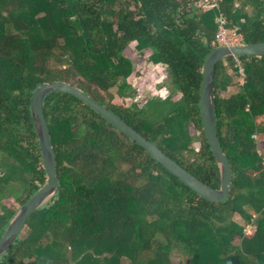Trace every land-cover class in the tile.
Instances as JSON below:
<instances>
[{"label": "trees", "instance_id": "1", "mask_svg": "<svg viewBox=\"0 0 264 264\" xmlns=\"http://www.w3.org/2000/svg\"><path fill=\"white\" fill-rule=\"evenodd\" d=\"M220 15L243 43L264 41V0H218L211 9L198 0H0V238L47 180L31 110L43 82L77 86L201 181L220 186L199 106ZM132 42L169 73L172 92L163 98L171 107L157 119L148 115L150 102L125 103L138 92L126 55ZM214 94L233 172L231 194L218 202L75 96L50 93L44 113L60 188L0 264H175L174 249L188 264H264V55L221 59ZM12 198L18 206L7 203Z\"/></svg>", "mask_w": 264, "mask_h": 264}, {"label": "water", "instance_id": "2", "mask_svg": "<svg viewBox=\"0 0 264 264\" xmlns=\"http://www.w3.org/2000/svg\"><path fill=\"white\" fill-rule=\"evenodd\" d=\"M229 55H264V41L238 45H217L208 54L203 65L199 99L200 115L206 138L220 168L221 184L219 187H213L201 181L118 114L100 104L77 86L65 81L39 83L31 99V110L47 180L11 218L4 235L0 238V257L6 254L17 241L26 226L28 218L48 203L60 188L58 162L51 131L44 113L45 98L53 92L71 94L81 100L109 124L136 142L180 181L207 200L218 202L227 199L231 194L233 172L230 159L223 149L217 130L214 87L216 64Z\"/></svg>", "mask_w": 264, "mask_h": 264}, {"label": "rangeland", "instance_id": "3", "mask_svg": "<svg viewBox=\"0 0 264 264\" xmlns=\"http://www.w3.org/2000/svg\"><path fill=\"white\" fill-rule=\"evenodd\" d=\"M126 55L134 62L135 72L131 75L130 81L137 86L138 92L134 101L127 99L125 103L126 105H130L132 102H135L138 107L144 108L150 102L148 115H150L149 117L152 119H157L161 111H165L171 107V101L164 99L172 92V85H170L169 73L166 66L151 63L149 60L150 51H146L145 53L138 52L136 49V42L130 44L126 51ZM242 80L243 78L240 77L241 83ZM239 86L240 84L231 86L227 93L237 92ZM178 96L179 94L175 93L173 98L176 99ZM115 102H118V99H115ZM119 102L122 103L123 101L120 100ZM258 146L261 154L264 156V140H258ZM7 203L18 206L14 198L10 201L7 200ZM1 212L2 208L0 207V213ZM235 219L240 223H244L239 215H235ZM254 229V226H247L246 228L247 232H252ZM172 257L175 264H178L183 259L185 260V264H188L187 260L178 249H174Z\"/></svg>", "mask_w": 264, "mask_h": 264}, {"label": "built area", "instance_id": "4", "mask_svg": "<svg viewBox=\"0 0 264 264\" xmlns=\"http://www.w3.org/2000/svg\"><path fill=\"white\" fill-rule=\"evenodd\" d=\"M198 4L202 9H211L217 7L218 0H198ZM215 40L218 45H237L242 43L241 35L235 29L226 26L222 15L219 17Z\"/></svg>", "mask_w": 264, "mask_h": 264}, {"label": "bare ground", "instance_id": "5", "mask_svg": "<svg viewBox=\"0 0 264 264\" xmlns=\"http://www.w3.org/2000/svg\"><path fill=\"white\" fill-rule=\"evenodd\" d=\"M241 44H243V42H242ZM237 45H238V44H237Z\"/></svg>", "mask_w": 264, "mask_h": 264}, {"label": "crops", "instance_id": "6", "mask_svg": "<svg viewBox=\"0 0 264 264\" xmlns=\"http://www.w3.org/2000/svg\"><path fill=\"white\" fill-rule=\"evenodd\" d=\"M161 96V95H160Z\"/></svg>", "mask_w": 264, "mask_h": 264}]
</instances>
